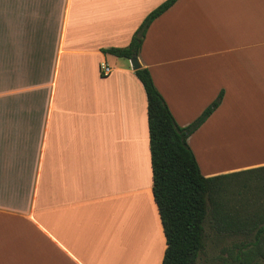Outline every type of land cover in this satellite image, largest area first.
<instances>
[{"label":"crops","instance_id":"crops-1","mask_svg":"<svg viewBox=\"0 0 264 264\" xmlns=\"http://www.w3.org/2000/svg\"><path fill=\"white\" fill-rule=\"evenodd\" d=\"M164 1L0 0V264H161L146 96L102 50ZM137 57L181 127L222 92L187 139L204 177L264 167V0H177Z\"/></svg>","mask_w":264,"mask_h":264},{"label":"trees","instance_id":"trees-1","mask_svg":"<svg viewBox=\"0 0 264 264\" xmlns=\"http://www.w3.org/2000/svg\"><path fill=\"white\" fill-rule=\"evenodd\" d=\"M176 1L166 0L152 10L127 47L104 49L102 53L125 59L138 56L150 24ZM134 75L147 101L152 195L166 240L161 264H264V167L204 177L187 143L220 105L222 92L191 124L181 127L148 69L141 67ZM244 174L252 176L238 178ZM228 183H232L231 188ZM250 186L258 189L248 199L244 192ZM240 202L246 206L236 204ZM240 209H254L255 214L243 217ZM220 245L219 254L209 255L208 247Z\"/></svg>","mask_w":264,"mask_h":264},{"label":"rangeland","instance_id":"rangeland-1","mask_svg":"<svg viewBox=\"0 0 264 264\" xmlns=\"http://www.w3.org/2000/svg\"><path fill=\"white\" fill-rule=\"evenodd\" d=\"M205 138H208L207 136L205 137ZM210 138V137H209ZM195 139H197V140H195V143L196 144H203L204 143V139H199V136H197ZM214 141H215V143H214ZM205 142H210L211 144H213L214 143V146H206L205 148H206V153H213V155L215 156V158H212V157H210V159L212 160L211 161V163H209V162H207L206 161V158H201V164L203 165V164H205L204 166L206 167V168H213V167H217V166H222L223 164H225V163H227L228 162V160L226 159V161H224V160H218L217 159V156L214 154V153H222V151L220 152V150L219 149H221L222 150V143H220V141H217V140H215V139H206V141ZM204 157V156H203ZM250 176H252L251 174H244V175H242V176H239L238 178L239 179H244L245 177H250ZM237 180V179H236ZM236 180H234V182L236 181ZM232 183H228V186H229V188H231L232 186ZM256 189H258V188H256V187H254V186H250V187H248L247 189H246V191L244 192V196L246 197V198H250L251 196H252V194L254 193V191L256 190ZM262 189H264V185H263V188ZM238 190L240 191V188H238ZM244 197V198H245ZM253 201H256V202H259V200H257V199H255V200H253ZM236 204H238V205H241V204H243L244 205V207L246 206L243 202H240V203H236ZM242 206V205H241ZM255 206H257L258 207V205L257 204H254V207ZM254 210V209H253ZM253 210H248V211H246V210H242V209H240V213H241V215L243 216V217H246V215L248 216V217H250V216H253V214H255V212H253ZM247 217V218H248ZM221 249H222V245H220V246H218V247H208L207 248V252L209 253V255H215V254H219V252L221 251Z\"/></svg>","mask_w":264,"mask_h":264},{"label":"water","instance_id":"water-1","mask_svg":"<svg viewBox=\"0 0 264 264\" xmlns=\"http://www.w3.org/2000/svg\"><path fill=\"white\" fill-rule=\"evenodd\" d=\"M129 62L133 71L141 68V64L137 56L130 58Z\"/></svg>","mask_w":264,"mask_h":264},{"label":"built area","instance_id":"built-area-1","mask_svg":"<svg viewBox=\"0 0 264 264\" xmlns=\"http://www.w3.org/2000/svg\"><path fill=\"white\" fill-rule=\"evenodd\" d=\"M100 75L107 76L110 73V68L106 64H101L99 67Z\"/></svg>","mask_w":264,"mask_h":264}]
</instances>
